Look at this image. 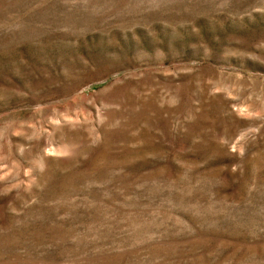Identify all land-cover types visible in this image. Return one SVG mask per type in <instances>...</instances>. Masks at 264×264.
Masks as SVG:
<instances>
[{"label": "rangeland", "instance_id": "rangeland-1", "mask_svg": "<svg viewBox=\"0 0 264 264\" xmlns=\"http://www.w3.org/2000/svg\"><path fill=\"white\" fill-rule=\"evenodd\" d=\"M0 264H264V0H0Z\"/></svg>", "mask_w": 264, "mask_h": 264}]
</instances>
